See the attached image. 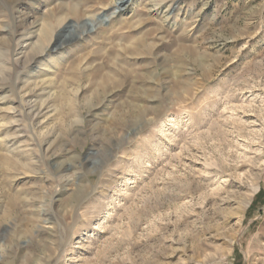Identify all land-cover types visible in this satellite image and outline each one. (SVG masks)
I'll return each instance as SVG.
<instances>
[{"label": "rangeland", "instance_id": "rangeland-1", "mask_svg": "<svg viewBox=\"0 0 264 264\" xmlns=\"http://www.w3.org/2000/svg\"><path fill=\"white\" fill-rule=\"evenodd\" d=\"M116 1L0 0V264H264V0Z\"/></svg>", "mask_w": 264, "mask_h": 264}, {"label": "bare ground", "instance_id": "bare-ground-1", "mask_svg": "<svg viewBox=\"0 0 264 264\" xmlns=\"http://www.w3.org/2000/svg\"><path fill=\"white\" fill-rule=\"evenodd\" d=\"M18 1V0H17ZM130 0H117L116 1V3H115V6L111 9V10H109V11H111V15H114V14H116V13H118L119 11H121V9L123 8L122 6H124L126 3H128ZM123 2H124V4H123ZM90 21V20H89ZM49 23V22H48ZM39 24V23H38ZM40 25V24H39ZM38 25V26H39ZM52 25H50V24H47L46 26L44 25V27H42L43 29H42V31H43V36L45 37V38H47L48 36H49V34H50V32H51V30H52V27H51ZM39 30V29H38ZM15 33V32H14ZM36 35H37V32H36V30L35 31H33L31 34H30V36H29V41H30V43H27L26 45H32L33 47V50H36L37 52L35 53V55L36 56H34L33 58V60H32V62H33V64L32 65H36V63L38 62V59L42 56V55H44V53H43V51H40L39 49H41V48H39L40 47V45H41V40H39L38 42H32V40H33V38H35L36 37ZM38 36V35H37ZM28 38V37H27ZM45 40V39H44ZM29 41H27V42H29ZM25 42V41H24ZM19 46V45H18ZM18 48V47H17ZM18 49H20V48H18ZM14 50H16V49H14ZM17 51V50H16ZM22 51V50H21ZM47 52V51H46ZM44 64V63H43ZM41 70H43V65L42 66H40L39 67ZM107 81H109V78H107V80L105 81V82H103V83H101V84H103V86L105 85V83L107 82ZM48 82V81H47ZM50 82V81H49ZM2 87V86H1ZM47 88V87H46ZM34 97V96H33ZM96 97V96H95ZM24 98V97H23ZM5 99V98H4ZM34 99V98H33ZM95 99V98H94ZM32 100V99H31ZM20 104H21V108H22V111L23 112H27L28 110L31 112V110L34 112V111H36V110H38V111H41L42 112V110L40 109L39 110V108H38V103L36 102V101H30V100H22V101H20ZM40 106V105H39ZM43 107V106H42ZM92 108H94V107H92ZM38 111L36 112V113H38ZM14 113H15V111H14ZM15 116V115H14ZM35 116V115H34ZM13 123V122H12ZM12 123H10L11 125H12ZM7 141H5V143L8 145L9 143H14V141H15V139L13 138L12 140L10 139V138H8V139H6ZM11 201H13V200H11ZM14 202V201H13ZM12 203V202H11ZM13 204V203H12Z\"/></svg>", "mask_w": 264, "mask_h": 264}, {"label": "water", "instance_id": "water-1", "mask_svg": "<svg viewBox=\"0 0 264 264\" xmlns=\"http://www.w3.org/2000/svg\"><path fill=\"white\" fill-rule=\"evenodd\" d=\"M123 4H124V2H123ZM122 7H123V6H122ZM100 19L106 20V17H105V15L101 16V18H100Z\"/></svg>", "mask_w": 264, "mask_h": 264}]
</instances>
